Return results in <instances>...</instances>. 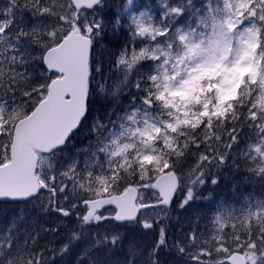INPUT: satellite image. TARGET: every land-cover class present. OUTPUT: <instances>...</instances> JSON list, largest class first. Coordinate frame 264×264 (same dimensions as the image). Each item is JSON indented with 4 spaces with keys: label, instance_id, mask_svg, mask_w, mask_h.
Segmentation results:
<instances>
[{
    "label": "snow or ice",
    "instance_id": "obj_1",
    "mask_svg": "<svg viewBox=\"0 0 264 264\" xmlns=\"http://www.w3.org/2000/svg\"><path fill=\"white\" fill-rule=\"evenodd\" d=\"M104 5H0V203L21 209L0 230V264H264V193L218 203L204 228L195 217L171 235L166 222L211 198L225 168L264 189V0H162L138 15L126 0L111 83L94 55Z\"/></svg>",
    "mask_w": 264,
    "mask_h": 264
},
{
    "label": "rangeland",
    "instance_id": "obj_2",
    "mask_svg": "<svg viewBox=\"0 0 264 264\" xmlns=\"http://www.w3.org/2000/svg\"><path fill=\"white\" fill-rule=\"evenodd\" d=\"M119 1L122 3V6H121L122 16L124 17L125 21H127L128 13L124 12V10H123V5L126 3V0H119ZM149 1H150V3H147ZM133 2L135 5H137V8L134 9V11L136 12L137 15L139 14V12L144 11L146 7L153 9V13L155 14V9L161 5L162 0H133ZM108 7L109 8L111 7L110 1L105 3V5L103 6V9L96 14L99 18L103 19L106 26H108V24H107L108 20L106 19V11H107ZM100 39H102V36ZM99 51H100V49L97 48V44H96V51H95L94 55L98 59H100L99 58L100 57ZM108 77L112 78V80H110L109 83H111L114 80L123 78L121 71L119 69H117L116 66L111 67L109 69V73L104 78L107 79ZM121 99L123 101V104L121 106H125L127 104V101L124 100L123 97ZM93 115H97L96 108H93ZM92 118H93L92 116L89 117L90 121H88L84 124V126L82 127L80 132L77 133L76 137L73 139V141L69 145V148L67 149V156L68 157L76 155L80 151V149L87 147V145L89 143L88 126L91 123ZM87 135H88V139H86ZM81 158H82V155H81ZM249 163H251V161H249ZM226 170H229V169L225 168L222 170V175L224 177L226 176L225 172L228 173V171H226ZM230 170L235 171L234 172L235 175L239 174L238 176L240 178H242V185H244V182H247L243 179V177L247 174L245 172L243 165H241L239 172H237L235 168H231ZM247 185L250 188V192L248 194L245 193V195L241 196L240 198H237L236 197V191L238 190L237 186H234V184L232 182H228L227 179H224L223 182L220 183L219 185H215V186L211 185V184L207 185L206 190H204L202 194L204 197H209V194H211V198L201 199V200L196 201L193 208L189 209L187 212H184V210L180 209L178 207V205H173L172 210L170 212V218L166 221L168 223L170 229H171V235H178L181 225H183L186 228L188 223H190L193 220V218H195V217H201V219H199V224H200L201 228H204L205 225L209 224V221L205 220V219L212 216L216 205L220 202L226 201V204L231 205V206L239 209L246 196L251 195L254 198H260L262 193H264V189H262L260 187V185H258V184L247 182ZM213 195H217V197H218V198H215L216 200L214 202H213V200H214ZM177 196L179 197L180 193H178ZM232 201L234 203H229ZM0 204H2V203H0ZM21 208H23V206H21ZM29 208H31V205H29ZM208 208H210V209H208ZM4 209L9 211V215H10L9 219L7 220V224H1V225H4V228H5V227L9 226L13 217L17 216L20 213L21 209H18L15 206L9 207L7 209L5 207ZM30 214H28L26 216H29ZM26 216H25V222H33L35 224L34 219L26 218ZM49 222H50L49 218H45L44 221H40L39 222L40 224H38V225L35 224V226L39 227L40 225H43V226L47 227ZM209 227H210V225H209Z\"/></svg>",
    "mask_w": 264,
    "mask_h": 264
},
{
    "label": "trees",
    "instance_id": "obj_3",
    "mask_svg": "<svg viewBox=\"0 0 264 264\" xmlns=\"http://www.w3.org/2000/svg\"><path fill=\"white\" fill-rule=\"evenodd\" d=\"M108 1H110V6H111L110 8L108 7L106 11V19L108 20V23H107L108 26H106V32L102 34V39H99V43L97 44V48L100 49L99 58L102 61L103 77H105L109 73V69L111 67L115 66L113 63V60L115 59V57L112 55V52L115 50L116 54L118 55L117 41L121 39V34L119 32H115V33L113 32L112 24L114 23V20L116 18L118 11H119V14L122 16V12H121L122 3L119 0H105V3H107ZM4 2L5 0H0V5H2ZM147 3H150V1ZM123 20L125 21L124 17H123ZM97 79L100 80L101 77L97 76ZM93 108H96L97 115H98L100 112L99 106L93 105ZM88 121H90V119ZM86 139H88V135L86 136ZM226 171H228V173L225 172V175H226L225 177H227L228 182H232L234 186H237L238 188V190L236 191L237 198H240L241 196L245 195V193L248 194L250 192V188L247 185V182H244V185H242V178L238 176L239 174L235 175L234 174L235 171H231L230 169ZM213 197H214V200H213L214 202L216 200L215 198H218V197L217 195H213ZM223 202L226 203V201H223ZM229 203H234V202L232 201ZM14 206L15 205L11 203L0 204V230L4 228V225H1V224H7V220L10 217L9 211L5 210L4 208L6 207L7 209L9 207H14ZM26 218L34 219L35 224L38 225L40 224L39 222L44 221L46 217H43V216L37 217L35 213H31L29 216H26ZM205 220H208V219L206 218ZM20 226L22 228V225Z\"/></svg>",
    "mask_w": 264,
    "mask_h": 264
},
{
    "label": "water",
    "instance_id": "obj_4",
    "mask_svg": "<svg viewBox=\"0 0 264 264\" xmlns=\"http://www.w3.org/2000/svg\"><path fill=\"white\" fill-rule=\"evenodd\" d=\"M90 11V10H89ZM101 210H103V209H101Z\"/></svg>",
    "mask_w": 264,
    "mask_h": 264
}]
</instances>
